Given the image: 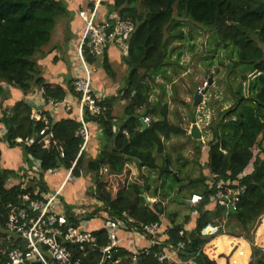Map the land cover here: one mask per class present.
<instances>
[{
  "label": "trees",
  "instance_id": "trees-1",
  "mask_svg": "<svg viewBox=\"0 0 264 264\" xmlns=\"http://www.w3.org/2000/svg\"><path fill=\"white\" fill-rule=\"evenodd\" d=\"M89 7L93 8V4ZM107 9L132 24L134 31L128 41L127 54L122 56L127 70L118 93L100 101L103 108L100 115L85 114L86 121L97 124L101 130L99 153L87 159L85 148L82 149L84 139L77 135L81 127L79 120L71 116L55 120L48 111H42L38 119H31L34 105L24 99L3 108L4 101L10 97V87L25 95L39 90L44 100H63L72 92L71 80L67 89L49 81L38 58L46 54L45 48L58 24L64 19L71 21L75 15L79 16L78 12L69 9L67 0H0V123L5 127V133L0 135V157L4 143L10 148L20 146L24 160V166L17 170L0 164V256L2 258L4 251L12 246L6 230L8 204H19L20 195L33 193L37 185L41 192L49 191L42 172L30 179L25 187L21 182L22 171L28 168L33 171L34 161H38L41 170L59 167L68 171L76 163L72 169L73 178L82 176V168L94 175V182L86 189V194L88 200L95 199L100 206L95 204L92 210L75 215L74 206L65 204L67 220L72 224L80 225L83 220L95 219L101 212L103 221L116 217L124 219L127 215L137 226L160 223L163 219L169 221L168 225H163L165 233L161 243L139 248L136 264H167V260L160 261L158 254L165 247H176L180 242H184L185 247L179 250V256L192 259L196 264H218L204 250L208 242L219 240L226 228L236 231L242 227L253 233L264 215V0H113ZM182 18L215 30L220 41L232 44L239 63L248 70L242 75L245 80L248 74H258L250 79L251 92H258L254 100H250L255 105L250 103L249 106V101L242 99L226 110L213 127L207 144L206 168L210 176L203 170L195 179L183 175L187 162L180 167L174 166L181 158L167 155L166 144L173 137L185 136L191 140L192 136L171 122L167 103L150 99L151 80L166 71L170 42L166 31ZM112 45L119 43L111 44L100 57L90 54L88 48L84 54L89 63L97 69L102 67L110 78H116L109 58ZM117 100L126 101L118 130L115 129L117 116L114 113ZM144 111L150 118L145 129L140 122ZM233 115L236 118L233 119ZM191 117L194 119L193 113ZM43 129L50 136L48 146L40 135ZM18 139L22 141L18 142ZM194 145L197 162L201 156V140H194ZM59 147L64 149L63 157ZM157 156H164L162 164ZM133 161L141 167L159 170V180L153 184L147 180L144 183L134 180L129 173V164ZM166 165L176 169L165 171ZM220 180L229 188L245 186L235 213L224 205H208L209 195L217 190ZM208 181L213 183L212 187ZM152 185V197L157 200L149 203L143 195ZM186 186L191 187L187 198L181 194ZM194 193L203 195L200 204L190 203ZM165 201L187 206L188 213L181 219L180 211L166 212ZM192 213H195V224L188 230ZM128 229L132 230L131 226ZM93 233L95 247L90 243H85L83 248L68 244L74 256L81 257L85 264H98L101 260L99 248L107 242L103 227ZM228 233L240 236L230 230ZM249 233L246 236L250 239ZM252 248V258L246 264H264L263 250L255 244ZM133 252L121 247L114 262L109 264H130Z\"/></svg>",
  "mask_w": 264,
  "mask_h": 264
},
{
  "label": "rangeland",
  "instance_id": "rangeland-1",
  "mask_svg": "<svg viewBox=\"0 0 264 264\" xmlns=\"http://www.w3.org/2000/svg\"><path fill=\"white\" fill-rule=\"evenodd\" d=\"M112 3H107V5ZM166 38L170 40L167 47L166 71L161 72L151 80L150 99L153 102H158L161 99L163 103H167L170 107L171 122L186 129L188 134L191 135L193 125L196 123L201 133L200 140L202 143L201 156L197 162L195 161L197 149L194 145L196 139L193 137L190 140L185 136H178L167 141V155L175 159L178 156L181 158L179 162L175 161V167H180V164L187 162L186 172L183 175H189L192 179H195L204 170L210 176L209 169L206 168L208 162L207 144L212 137L213 127L220 118H223L226 110L235 107L238 101L247 100L249 106L250 103L255 105L250 100H254V96L258 92L255 91L254 94L251 92L250 79L258 74H248V79L245 80L242 75L248 73V70H245L239 63L232 44L220 41L215 30L189 19L182 18L171 25L170 29L166 31ZM72 44L69 42L68 48L65 41L61 40L59 47L68 55H72L70 50L73 47ZM122 62L124 64L123 60ZM74 64L77 65L76 68L79 67V61H74ZM126 67L127 65H124L116 69L115 72L118 78L113 79H122L126 73ZM241 83L242 87L240 86ZM197 92L201 93L202 99L196 105L195 94ZM122 102L117 100L115 104L116 115L121 117L126 101ZM253 107L256 109L255 106ZM192 113L194 119L191 117ZM234 118H236L235 115H233ZM158 160L162 164L164 156H159ZM175 167L170 169L173 171V169H176ZM129 168L132 178L141 183L147 180L153 184L159 180V170L141 167L135 161L130 162ZM81 170V177L85 178V183L84 187H80L82 189L80 195L83 197V201H79L77 206L80 208L79 214H83L85 210H92L95 204L100 206L95 199L88 200L86 194V189L94 182V175L87 173L85 168ZM73 187L74 185L71 182L67 185L64 193L67 198H70ZM153 188L152 185L148 193L144 194L149 203L157 200L152 197ZM190 190L191 187L186 186L181 190V194L187 198L190 196ZM164 204L167 206L166 212L180 211L181 219H183V214L188 213L186 212L188 211L187 206L178 205L171 201H165ZM191 216H195V213H192ZM101 218L104 219V217ZM165 218L168 219L166 216ZM163 220L165 223V219ZM229 230L240 236L228 233ZM244 230L242 227L237 228L236 231L233 228H226V233L221 234L222 237L220 236L219 240L208 242L204 249L205 252L211 259H215L219 263L222 259L225 262H221L225 264H245L249 256L252 258V244L260 247L264 252V215L255 225L253 233ZM247 233L250 234L248 235L251 236L250 239L247 238ZM235 250L238 251L234 254L232 260L231 257Z\"/></svg>",
  "mask_w": 264,
  "mask_h": 264
},
{
  "label": "built area",
  "instance_id": "built-area-1",
  "mask_svg": "<svg viewBox=\"0 0 264 264\" xmlns=\"http://www.w3.org/2000/svg\"><path fill=\"white\" fill-rule=\"evenodd\" d=\"M78 14L83 21V29L78 42L80 66L77 68L71 84L72 92L68 93L63 100L49 98L48 100L43 99V102L50 110L62 108L71 111L72 106L77 105L78 118L81 122L77 135L84 139L82 145V149H84L90 138L85 114L89 113L93 117L100 115L103 110L100 101L107 96L104 92L95 90L94 74L97 67L87 61L84 54L85 48L89 49L90 54L100 57L111 44L119 43V45L125 47L126 55L128 41L134 31V26L121 20L115 12L109 13L106 18H101L96 6L82 8L78 11ZM42 111L44 110L34 109L31 113V119L40 118ZM144 121L148 124L150 118L145 116ZM40 135L44 137V144L48 146L51 141L47 130H41ZM59 151L63 157V147H59ZM75 165L76 163L73 164L70 170L71 174ZM33 169L28 174L26 172L21 173L23 176L21 182L24 187L30 179L39 176V172L54 175L61 168L54 167L41 170L40 162L34 161ZM80 172H82L81 169ZM207 183L210 187L213 186L211 181ZM223 184L224 182L221 180L218 182L217 190L209 195L208 205L220 204L228 208L232 206L236 210L239 195L244 192L245 186L235 189L223 186ZM37 195H39L38 198ZM202 200V194L194 193L190 198V203L196 205L200 204ZM60 204L59 192H41L39 187L33 193L28 192L20 195L19 204L9 203L7 206L6 230L8 233L7 239L12 246L4 251L2 258L0 256V264H85L81 257L74 256V251L68 247V244L72 246L80 245L83 248L82 246L85 243H90L92 247H95L96 238L94 233L81 224L70 223L67 220L65 211L59 208ZM124 216V219L116 217L104 221L102 227L106 230L107 242L99 248L101 260L98 264L114 262L115 255L122 247L120 242V232L122 230L131 231L147 238L151 236L148 239L150 240V246L146 248L162 242L165 233L162 222L141 223L137 226L133 218L127 215ZM128 226H131L132 230H129ZM184 247V242H180L176 247L172 245L165 247L164 251L158 254L160 261L170 259L171 253L178 254L179 250ZM138 255L139 249L133 252L130 264L138 262Z\"/></svg>",
  "mask_w": 264,
  "mask_h": 264
},
{
  "label": "crops",
  "instance_id": "crops-1",
  "mask_svg": "<svg viewBox=\"0 0 264 264\" xmlns=\"http://www.w3.org/2000/svg\"><path fill=\"white\" fill-rule=\"evenodd\" d=\"M67 2L69 9L75 10L76 12H78L82 8H88L89 5L92 3L93 7L95 6L97 7L99 16L101 18H104L105 16H107V14H109V11L107 9V3H111L113 2V0H67ZM57 28L58 29H55V31L53 32L51 42L45 48L46 54L40 56L38 58V62L43 69L44 76L49 81L59 83L65 89H67L68 82L70 80L73 82L74 75L77 70L76 68L77 65L74 64V61H79V66H80L78 42L80 40V36L83 29V21L79 16L75 15V17H73L71 21L66 19L62 20L58 24ZM61 40L65 41L66 47L68 48H69V42L73 43L72 44L73 47L70 49L72 51V55H68L67 52L65 53L63 50H61V47H59V43ZM125 50L126 49L123 45H118V46L112 45L109 49V58L112 62L115 71H117L116 69H119L121 66L126 65L125 63L123 64L122 62V56L125 55ZM121 82H122L121 78L116 80L110 78L105 73L103 68L98 66L94 78V87L97 92H104L107 95V97L112 98L118 93V90L121 86ZM9 92H10V97L8 100L4 101L3 108L13 105L18 100L24 99L27 102L33 104L35 109H43L44 111H48L49 113H51L52 117H54L55 120H59L64 116H71L74 119L80 121V119L78 118L77 105H73L71 111H67L62 108L56 110L55 109L50 110L48 106L44 105L43 98L39 90H35L25 95L19 89L10 87ZM114 113L115 115L117 113V110H115V105H114ZM116 116L117 118L115 119V129L118 130V128L122 124V117L118 115ZM87 126L90 132V138L84 148H85L86 157L88 159H91L96 157V155L99 153L100 142H101L99 139V134L101 130L97 126V124L95 125L92 122H87ZM4 133H5V127L3 124L0 123V135H3ZM20 141H22V139H18V142ZM97 149L98 151L95 152V150ZM23 161H24L23 154L20 146L10 148L4 143L1 144L0 164L2 167L17 170L20 167L22 168V166H24ZM70 170L71 169H69L68 171L60 169L57 174L54 175L45 174L44 180L46 182V185L49 187V191H47L48 193L59 192V199L61 201L59 208L66 211L65 204H72L74 206L75 215H80L79 214L80 208L77 206L79 201L81 200L83 201V197H81L80 195V192L82 191L80 187H84L85 178L84 177L73 178L71 176L72 174L70 173ZM30 171L31 168H28L22 172L23 173L26 172L28 174L30 173ZM90 178L91 176L89 177V179ZM70 182L74 185V187L71 189L70 198H67L64 193L67 188V185H69ZM37 187L39 186L37 185L36 188ZM102 216H98L95 219L89 221L83 220L81 221L80 224L92 231L100 229L104 224V221L101 218ZM195 219H196L195 216L191 218L190 224L187 225L188 230L194 227ZM165 221H166L165 223L162 222L163 225H168L169 221L167 220ZM164 230H165V226H164ZM120 242L122 247L130 251H135L139 248H144V247L146 248L150 246V240H148L146 236L137 235L132 233L131 231H125V230H122L120 232ZM237 251L238 250H235V252L233 253L231 257L232 260L234 254L237 253ZM249 260H250V256L247 262H249ZM167 261H168L167 264H196L192 259H185L179 256L178 254H172V253L170 254V259H168ZM221 261L225 262L224 260L221 259L220 263L218 261L217 263L225 264Z\"/></svg>",
  "mask_w": 264,
  "mask_h": 264
},
{
  "label": "water",
  "instance_id": "water-1",
  "mask_svg": "<svg viewBox=\"0 0 264 264\" xmlns=\"http://www.w3.org/2000/svg\"><path fill=\"white\" fill-rule=\"evenodd\" d=\"M201 99H202V95H201V93H200V92H197V93L195 94V104L197 105V104L200 102ZM145 116H146V111H144V112L142 113V118H141V120H140V122H141V124H142V126H143V129H145V128L148 126V124L144 121V117H145ZM191 136H192L194 139H200V138H201V133H200L199 128H198V126H197L196 123L193 125V130H192V132H191ZM165 171L172 172V170H171L167 165L165 166ZM143 196L146 198L145 195H143ZM146 200H148V199H146ZM229 209H230V211H231L232 213H235V212H236V211L233 209L232 206H230Z\"/></svg>",
  "mask_w": 264,
  "mask_h": 264
}]
</instances>
